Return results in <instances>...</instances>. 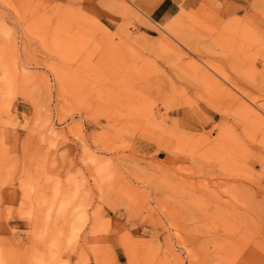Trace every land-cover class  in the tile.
Masks as SVG:
<instances>
[{"label":"rangeland","instance_id":"obj_1","mask_svg":"<svg viewBox=\"0 0 264 264\" xmlns=\"http://www.w3.org/2000/svg\"><path fill=\"white\" fill-rule=\"evenodd\" d=\"M0 0V264H264V0Z\"/></svg>","mask_w":264,"mask_h":264},{"label":"crops","instance_id":"obj_2","mask_svg":"<svg viewBox=\"0 0 264 264\" xmlns=\"http://www.w3.org/2000/svg\"><path fill=\"white\" fill-rule=\"evenodd\" d=\"M192 0H134L136 7L150 20L164 22L174 16L178 6Z\"/></svg>","mask_w":264,"mask_h":264}]
</instances>
